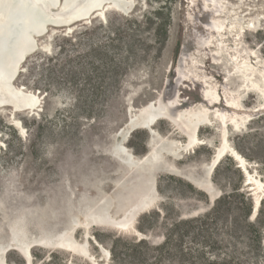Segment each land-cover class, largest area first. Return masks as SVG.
I'll list each match as a JSON object with an SVG mask.
<instances>
[{
    "label": "rangeland",
    "instance_id": "374dc122",
    "mask_svg": "<svg viewBox=\"0 0 264 264\" xmlns=\"http://www.w3.org/2000/svg\"><path fill=\"white\" fill-rule=\"evenodd\" d=\"M131 8L122 13L106 6L104 16L96 13L71 28L47 25L32 37L38 47L16 82L37 92L40 105L15 111L13 123L9 108H0V245L18 225L22 246L65 229L105 198L118 216L148 180L155 201L133 229L66 228L86 254L30 244L32 264H174L155 254H244L264 264V0H134ZM219 25V32L212 29ZM218 45L223 51L215 62ZM159 97L205 114L209 123L198 128L204 143L174 157L160 149L164 139L146 145L145 129L119 141L129 98L139 106ZM156 126L162 135L169 130L165 119ZM223 135L243 162L224 151L209 177V194L184 175L205 179ZM117 141L134 155L157 149L167 170L154 178L126 176L116 158L98 152ZM216 200L222 214L193 220L204 219ZM5 256L7 264H24L14 249Z\"/></svg>",
    "mask_w": 264,
    "mask_h": 264
},
{
    "label": "bare ground",
    "instance_id": "6f19581e",
    "mask_svg": "<svg viewBox=\"0 0 264 264\" xmlns=\"http://www.w3.org/2000/svg\"><path fill=\"white\" fill-rule=\"evenodd\" d=\"M133 4L134 0H0V108L11 107L13 105L16 108L15 111H34L38 109L41 102L39 94L35 91L28 90L24 85L16 81L26 57L37 49V47H35L37 41L33 40L32 37L42 35L45 31L44 27L51 25L70 28L73 23L88 20L94 14L100 13L102 10L104 11L106 6H113L120 12L126 13L132 9L131 7ZM221 24H223V29H225V22L220 21V25ZM220 25L218 27L212 26V29L219 32L221 29ZM215 48L216 52L213 55L214 61L218 62L216 61V57L222 53L223 47L218 45ZM16 68L18 69L17 71ZM3 77L7 79L12 77V81L3 83ZM205 95L206 98L208 94L205 93ZM224 100L226 102L228 101L227 103L229 106L235 108L236 103L233 102L232 98L227 96ZM180 104L179 100L171 99L169 101H162V98L159 97L157 99L147 100L145 104L136 108L135 113L132 111L133 107H129L126 121L129 119L130 121L121 127L118 134L122 137L134 129L140 128L146 130L147 126L143 123L151 117H155L154 124L161 119H165L168 122V113L170 112L175 118V124L173 123L174 129L182 134L185 139L184 142L175 139L169 140V142L174 144V152H165V154L179 157L181 155L180 152L193 150V147L197 144L204 143V140L198 137V128L202 124L209 123L204 113L190 106L177 109L176 107ZM195 128L197 130L196 134L194 133ZM157 137L156 139L151 138L148 145L151 146L156 140L163 141V136L157 135ZM113 146L112 151L115 153L111 154V156L116 158L120 164H124L120 157L126 158L125 154L126 152H130V150L125 148L124 144L122 145L119 141L114 143ZM153 146L154 145L151 147ZM157 151L156 149L147 152V158L151 159L149 160L150 163L158 161L156 159ZM224 151H229L236 160L243 162L242 157L227 143L223 135L220 144L215 148V154L212 157L211 163L204 168V172H206L204 173L205 179L196 178L192 175H184V177L197 187L212 194V185L209 182L208 173L210 172L211 175V168L217 165ZM132 158L135 159V156H132ZM61 164L63 165V163ZM65 164L67 163L65 162ZM146 181V185L143 186V189L139 191L133 201L120 215L114 216L110 214L109 206H111V202L109 198H105V200L99 202L95 209L86 211L84 217H82L80 221H71L67 224L66 228L71 229L75 225L80 224L86 228L92 225H106L121 230L133 229V223L138 214L150 207L155 201L153 184L149 183L148 180ZM91 201L92 200L85 205V207L87 206L86 209L90 207L88 205H90ZM51 208L50 204H47V211ZM46 216L49 218L48 214H46ZM17 227V229L12 228V231L8 232L7 240L0 245V264H3L2 252L6 251V254L10 249L16 250L24 261L25 256L28 260L27 264H32L28 249L30 244L45 248L58 247L67 249L76 254H86L82 251L81 244L75 241L71 236H68L66 228L52 232L49 235L37 237L32 242L22 246L19 239V237H21L19 225Z\"/></svg>",
    "mask_w": 264,
    "mask_h": 264
},
{
    "label": "water",
    "instance_id": "95a60500",
    "mask_svg": "<svg viewBox=\"0 0 264 264\" xmlns=\"http://www.w3.org/2000/svg\"><path fill=\"white\" fill-rule=\"evenodd\" d=\"M100 13H101V15L102 16H104V11L102 10V11H100ZM62 22H64V21H62ZM45 28V30H46V27H44ZM71 28V27H70ZM68 30V29H67ZM35 47H38V44H36L35 43ZM23 58H24V56H23ZM23 58H22V60H23ZM18 69L16 68V71H17ZM21 70H22V68H21ZM2 80H3V83H9V82H11L12 81V77H10L9 79H7V78H2ZM36 91H38L37 89H36ZM143 104H145V102L143 103ZM143 104H140L139 106H134L133 104H132V99H130L129 98V101H128V108L129 107H135V108H139L140 106H142ZM9 108V111H8V120L9 121H11L12 123H13V120H12V118H13V115H14V112H15V106H11V107H8ZM30 112H31V110H30ZM249 113V112H248ZM250 114V113H249ZM168 116H169V121H168V125H169V130L167 131V133L165 134V135H162V134H160V132L158 131V129H157V126H156V124L157 123H155L154 124V121H155V117H151V118H149L147 121H145L143 124L144 125H146L147 126V129H146V131H147V133H148V137H147V141H146V145H148L149 144V140L151 139V138H158L157 137V135H159V136H163L164 138L163 139H165L164 140V142H162V144H161V150L163 151V153H165V152H174V144L173 143H171V142H169V140H171V139H174V138H170V136L174 133V132H177V131H175V129H174V127H173V123L175 124V118H174V116L169 112L168 113ZM250 116L252 117L253 116V114H250ZM130 121V119L128 120V121H124V125L127 123V122H129ZM137 124H141V123H137ZM135 130V129H134ZM134 130H131L130 132H128L127 134H125V135H123L121 138V140H119L120 142H122V141H126L127 139H128V137L131 135V133L134 131ZM119 131V130H118ZM196 128L194 129V133L196 134ZM157 134V135H156ZM185 139V138H184ZM184 139H183V141H181V140H179V139H175V140H179V141H181V142H184ZM115 140H117V139H115ZM162 141V140H161ZM169 150V151H168ZM101 155H106L109 159H111L110 157H109V155H111V154H114L115 152H113L112 151V148H111V143L110 144H108L104 149H101V150H99L98 151ZM147 150L143 153V154H141V155H134L132 152H126V158L125 157H120V159L122 160V162L124 163V164H118V166H117V168L119 169V171L121 172V173H124L126 176L127 175H131V176H140V177H150V178H154L155 177V175H156V173L158 172V171H160V170H167V168H166V166L168 165V161L166 160V158L164 157L165 155H167V154H165V155H162V156H160L159 157V159H158V161H154L153 163H150L149 162V160H151V159H148L147 158ZM132 156H135V159H133L132 158ZM172 165V164H171ZM213 170H214V168H211V172H213ZM204 173H206V172H204ZM210 175V172L208 173V178L210 177L209 176ZM210 179V178H209ZM211 181V180H210ZM255 207H257V205H255L254 207H252V211L254 210V208ZM257 212H258V210H256L255 211V213H254V215L256 216V214H257ZM136 221H137V219H136ZM141 235H143L142 233H141ZM146 236V235H145ZM144 235H143V237H145ZM91 239H93L94 240V242H95V239H94V237H91ZM86 242H87V240H86ZM85 245V244H84ZM5 252L6 251H4V252H2L3 254H2V260H3V264H7L6 262H5V260H6V256H5ZM24 259H25V261H24V264H27L28 263V260H27V258L24 256Z\"/></svg>",
    "mask_w": 264,
    "mask_h": 264
},
{
    "label": "trees",
    "instance_id": "16d2710c",
    "mask_svg": "<svg viewBox=\"0 0 264 264\" xmlns=\"http://www.w3.org/2000/svg\"><path fill=\"white\" fill-rule=\"evenodd\" d=\"M219 202L220 200L215 201L213 204V209L209 213L203 215L204 219H202V217H196L193 220L213 221L216 219L218 215L222 214L224 211V208L218 206ZM259 212L260 209L258 208V214ZM248 217L249 215L246 214L242 221H248ZM203 224H206V222ZM177 235V240L180 241L183 232L178 231ZM175 244H177V242ZM115 255L116 254H112V261L115 260ZM144 255L145 254H132L134 258L139 259L145 258ZM154 257L157 258L158 261L167 259L174 264H258V262L255 260L256 258L253 257L247 259L244 257V254H155ZM118 258L121 259L119 254H117V259Z\"/></svg>",
    "mask_w": 264,
    "mask_h": 264
}]
</instances>
